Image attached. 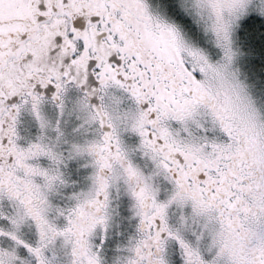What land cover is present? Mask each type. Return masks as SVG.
<instances>
[{"label":"snow or ice","instance_id":"snow-or-ice-1","mask_svg":"<svg viewBox=\"0 0 264 264\" xmlns=\"http://www.w3.org/2000/svg\"><path fill=\"white\" fill-rule=\"evenodd\" d=\"M0 264H264V0H0Z\"/></svg>","mask_w":264,"mask_h":264}]
</instances>
